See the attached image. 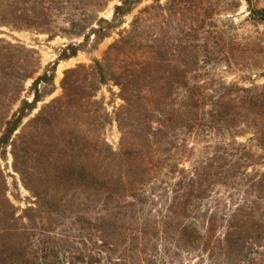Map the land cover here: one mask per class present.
Instances as JSON below:
<instances>
[{
    "label": "trees",
    "instance_id": "16d2710c",
    "mask_svg": "<svg viewBox=\"0 0 264 264\" xmlns=\"http://www.w3.org/2000/svg\"><path fill=\"white\" fill-rule=\"evenodd\" d=\"M106 1L0 0V25L83 37L63 46L35 76L40 68L36 50L0 37V155L10 145L14 169L24 181L29 174L37 181L34 186L25 182L34 205L16 215L3 193L0 169V264H160L161 252L167 253L172 243L186 248L201 245L208 264H264V174L257 177L243 169L250 157L244 147L237 149L244 152L238 161L226 162L215 155L200 170L180 174L166 211L152 218L146 210L153 198L143 185L172 160L178 134L184 140L186 133L204 125L217 131L232 129L224 126L223 112L227 118L236 113L249 123L247 118L253 121L260 106L251 89L222 86V94L211 98L190 81L200 68L198 53L207 62L212 55L209 35L199 32L211 15L210 0H200L203 15L189 17L195 25L184 20L183 27L193 34L178 27L177 6L182 0H167L163 8L168 19L150 16L156 6H145L118 31L101 59L64 70L62 94L44 101L53 90L58 61L85 50L91 35L96 48L140 2L119 0L107 19L98 16ZM249 11L253 19L264 22V7ZM119 56L134 58L116 66ZM108 81L118 85L123 102L115 113L119 151L103 137L110 119L93 98L96 87ZM25 90L28 95L22 96ZM205 96L211 103L205 104ZM254 133L256 145L264 147V131ZM177 169L175 163L169 164L167 175ZM230 177L241 178L239 184L249 190L232 204L223 236L214 238L216 222L224 216L217 217V210L208 216L206 210L199 212L205 185ZM102 254L105 262L98 258Z\"/></svg>",
    "mask_w": 264,
    "mask_h": 264
},
{
    "label": "rangeland",
    "instance_id": "374dc122",
    "mask_svg": "<svg viewBox=\"0 0 264 264\" xmlns=\"http://www.w3.org/2000/svg\"><path fill=\"white\" fill-rule=\"evenodd\" d=\"M210 1L212 5L211 15L204 30L199 32H207L209 35V51L212 55L207 62L198 53L200 68L195 72L197 78H190V81L198 83L201 86V94L212 95L211 98L218 96L219 92L222 94L225 90L222 86L234 87L232 89H235V87L251 89L256 91L254 95L256 94L258 97L260 106L256 110V118H253V121H251L250 117L247 118L249 123H244L243 117L236 113L231 117L229 116V119L226 117L228 113L223 112L222 116L226 118L223 121L224 126H230L232 129L217 131L204 125L195 127V130L186 133L184 140H182L180 134L175 137L174 144L176 146L171 150L173 154L171 156L172 160L165 161L162 171L156 172L154 176H149L143 185L144 192L153 198V203L146 207V210H150L149 215L152 218L157 217L159 212L163 213V211H166L167 205L173 201V190L177 188L178 178L183 174L189 175L196 169L200 170L201 166L207 165L215 155L224 157L223 161L226 162L231 160L238 161L239 156L243 155L244 152L237 149L244 147L245 151H249L250 157L246 159V166L243 169L257 177L264 174V147L256 145L254 140L256 136L254 132L256 130L264 131V22L253 19L249 11L252 7H264V0H249L248 2L246 0ZM118 2L119 0H107L101 8H98V16L110 19L113 5ZM166 2L167 0H140L131 12L124 16L122 25L113 29L109 36L98 41L96 48H93L95 40L91 35L85 50H80L76 55L67 59L59 60L55 69L53 90L44 97V101L62 94L60 81L64 70L78 64L89 65L94 58L101 59L107 46L118 36V31L127 28L131 19L145 6L151 4L156 6V9L151 11L150 16L159 14L160 17L157 19L160 20L163 17L168 19L169 16L163 8ZM157 4L160 8H157ZM204 7H206L205 3ZM177 8V19L180 24L178 27L184 26V20L188 24L195 25L196 22L193 21L192 23L189 17L195 16V13L200 15L204 13L203 3L200 0H182ZM154 19L156 18L154 17ZM153 22L154 20H151L150 24ZM57 25L68 27V24L64 21H58ZM183 28L193 34L192 29L187 28V26ZM57 29L55 28V30ZM0 37L36 50L39 56L40 68L34 76L41 73L48 63L57 57L63 46L70 42H80L83 39L82 36L66 35L62 32L57 35H50L39 29L14 28L8 25H0ZM133 58L119 56L116 66L124 64V62H130ZM110 63H115L114 56H112ZM89 79H92L91 76H89ZM30 82L31 79L25 82L26 89ZM88 85L90 84L88 83ZM94 94L93 98L103 105L110 119L105 125L103 137L112 150L119 151L121 133L115 120L116 110L123 103L119 96V87L112 81H108L106 84L98 85ZM232 94L235 93L232 92ZM27 95L26 90L23 91L22 96ZM28 97L30 98V96ZM226 97L228 96L225 95ZM205 98V104L211 103V98L209 100H207L208 96H205ZM230 98L231 101L234 96L232 95ZM42 103L43 101L38 102L37 107H40ZM204 109H209V105ZM233 109L235 112L238 111V108ZM36 110L37 108L31 114ZM222 111L227 110L223 109ZM27 119L28 117H25L23 123ZM203 121L205 120L202 119ZM234 124H236V127H233ZM20 128L21 126L16 132H19ZM237 151L239 153H236ZM28 162L32 165L30 161ZM173 163L177 165L178 171L174 175L171 173L167 175L169 164ZM0 169L5 184L3 193L14 206L15 214L19 215L23 208L34 205V196L26 187L25 182L34 186L37 182L36 178L29 174L27 181H24L20 173L14 169L10 145L6 146L3 154L0 155ZM223 182L206 183L205 197L199 210V212L206 210L207 216L212 211L217 210V217L224 216L223 220L218 219L216 222L214 238L223 236L226 229L225 219L228 218L232 204L241 198L243 199L246 196V190H249L242 183L239 184L243 182L241 178L233 179L230 177ZM249 198H253V196ZM262 204L264 205V199ZM174 207L177 208L176 205ZM188 213H191L190 209ZM189 220H191V217H188L187 221ZM23 221L26 222L27 220L23 218ZM195 226H199L198 222ZM158 248L162 251L163 245L159 244ZM168 248L167 253L161 252L160 257L162 259L160 264L209 263L207 250L201 245L197 246V244H194V246L189 245L186 248L183 246L178 247L175 243H172ZM98 258L100 262H105L104 254L98 255Z\"/></svg>",
    "mask_w": 264,
    "mask_h": 264
}]
</instances>
